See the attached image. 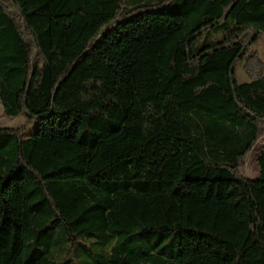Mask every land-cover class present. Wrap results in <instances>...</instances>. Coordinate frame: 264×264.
I'll list each match as a JSON object with an SVG mask.
<instances>
[{
	"label": "trees",
	"instance_id": "obj_1",
	"mask_svg": "<svg viewBox=\"0 0 264 264\" xmlns=\"http://www.w3.org/2000/svg\"><path fill=\"white\" fill-rule=\"evenodd\" d=\"M260 35L264 0H0V264H264Z\"/></svg>",
	"mask_w": 264,
	"mask_h": 264
},
{
	"label": "rangeland",
	"instance_id": "obj_2",
	"mask_svg": "<svg viewBox=\"0 0 264 264\" xmlns=\"http://www.w3.org/2000/svg\"><path fill=\"white\" fill-rule=\"evenodd\" d=\"M256 51L259 56L264 71V36L260 35L256 42ZM236 75L239 82H247L249 80L248 75L243 70V66L241 63L238 64L236 68ZM24 121V115L21 113L17 116H6L2 112L1 104H0V127H16L20 125ZM35 126L29 128L25 137H29L31 133L34 131ZM264 146V136L261 137L258 142L254 145L252 150L246 155L243 160V164L239 168V173L241 176L248 179H256L258 176V165H257V155L260 149Z\"/></svg>",
	"mask_w": 264,
	"mask_h": 264
}]
</instances>
